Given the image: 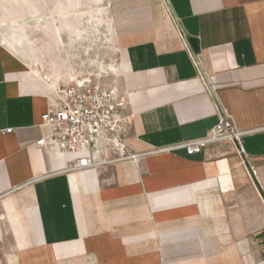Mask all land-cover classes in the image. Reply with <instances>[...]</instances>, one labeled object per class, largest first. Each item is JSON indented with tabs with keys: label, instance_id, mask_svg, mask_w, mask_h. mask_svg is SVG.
<instances>
[{
	"label": "crops",
	"instance_id": "0c3cea01",
	"mask_svg": "<svg viewBox=\"0 0 264 264\" xmlns=\"http://www.w3.org/2000/svg\"><path fill=\"white\" fill-rule=\"evenodd\" d=\"M97 51L142 157L64 172L40 117ZM217 109L264 127V0H0V264H264V130L156 152Z\"/></svg>",
	"mask_w": 264,
	"mask_h": 264
},
{
	"label": "built area",
	"instance_id": "2783aa9c",
	"mask_svg": "<svg viewBox=\"0 0 264 264\" xmlns=\"http://www.w3.org/2000/svg\"><path fill=\"white\" fill-rule=\"evenodd\" d=\"M104 79L106 74L102 71L87 73L75 76L69 83H59L52 89V99L40 117L41 126L46 128L47 133L35 145L69 156L64 172L124 162L137 163L142 157L126 145L135 115L125 93L114 81L103 84ZM216 112L218 123L206 136L163 147L156 152L184 151L186 155L193 156L207 145L222 141H231L240 147L242 137L264 130V127L238 130L224 111L217 109ZM10 131L8 129L5 133ZM250 171L255 175L254 170Z\"/></svg>",
	"mask_w": 264,
	"mask_h": 264
},
{
	"label": "rangeland",
	"instance_id": "374dc122",
	"mask_svg": "<svg viewBox=\"0 0 264 264\" xmlns=\"http://www.w3.org/2000/svg\"><path fill=\"white\" fill-rule=\"evenodd\" d=\"M103 54L101 53L100 55L103 56ZM98 55H99V53L97 51L95 53V56H94L96 62H93L92 64H87V65L82 66V64L78 62L75 65V70H76L75 71L76 72L75 74H77L76 76L84 75V74H87V73H99L100 71H102L103 73H105V71H106L107 68H104L102 64L105 61L108 62L109 60L108 59H104L106 57H104V58L103 57H100L101 58L100 59ZM103 60H105V61H103Z\"/></svg>",
	"mask_w": 264,
	"mask_h": 264
},
{
	"label": "water",
	"instance_id": "95a60500",
	"mask_svg": "<svg viewBox=\"0 0 264 264\" xmlns=\"http://www.w3.org/2000/svg\"><path fill=\"white\" fill-rule=\"evenodd\" d=\"M188 44L192 48L193 52L198 53L199 51V46H198V41L195 38H188Z\"/></svg>",
	"mask_w": 264,
	"mask_h": 264
}]
</instances>
